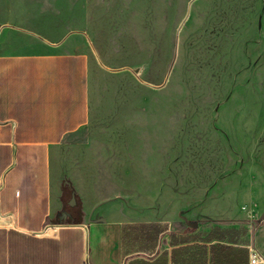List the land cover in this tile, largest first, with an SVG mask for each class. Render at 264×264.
Returning <instances> with one entry per match:
<instances>
[{
    "label": "crops",
    "instance_id": "obj_1",
    "mask_svg": "<svg viewBox=\"0 0 264 264\" xmlns=\"http://www.w3.org/2000/svg\"><path fill=\"white\" fill-rule=\"evenodd\" d=\"M16 37L0 33V264H249L251 249L264 256V211L249 248L248 224L237 220L261 210L260 182L243 184L247 204L225 200L223 218L213 217L215 204L197 223L195 205L167 197L162 150L153 152L145 134L136 150L135 136L119 129L128 120L101 116L90 84L104 71L91 54L62 40L43 51L2 49ZM64 179L79 197V222H53Z\"/></svg>",
    "mask_w": 264,
    "mask_h": 264
},
{
    "label": "rangeland",
    "instance_id": "obj_2",
    "mask_svg": "<svg viewBox=\"0 0 264 264\" xmlns=\"http://www.w3.org/2000/svg\"><path fill=\"white\" fill-rule=\"evenodd\" d=\"M3 31L18 36L4 50L62 40L88 51L104 71L90 84L101 116L128 120L119 129L135 136L136 150L143 134L162 150L167 197L195 205L197 223L216 206L213 217L223 218L225 200L247 204L243 184L260 182L261 210L237 219L251 246L264 211V0H0Z\"/></svg>",
    "mask_w": 264,
    "mask_h": 264
},
{
    "label": "trees",
    "instance_id": "obj_3",
    "mask_svg": "<svg viewBox=\"0 0 264 264\" xmlns=\"http://www.w3.org/2000/svg\"><path fill=\"white\" fill-rule=\"evenodd\" d=\"M62 200L63 208L59 211L53 222H79L82 214L81 203L78 195L67 179L63 180Z\"/></svg>",
    "mask_w": 264,
    "mask_h": 264
},
{
    "label": "built area",
    "instance_id": "obj_4",
    "mask_svg": "<svg viewBox=\"0 0 264 264\" xmlns=\"http://www.w3.org/2000/svg\"><path fill=\"white\" fill-rule=\"evenodd\" d=\"M249 264H264V256L255 249L249 252Z\"/></svg>",
    "mask_w": 264,
    "mask_h": 264
},
{
    "label": "water",
    "instance_id": "obj_5",
    "mask_svg": "<svg viewBox=\"0 0 264 264\" xmlns=\"http://www.w3.org/2000/svg\"><path fill=\"white\" fill-rule=\"evenodd\" d=\"M190 2L191 1L188 2V8H189V5H190ZM187 12H188V10H187ZM179 28H180V26L176 30V37H175V44H174V53H173V57H172L171 63L169 65V67H168V71H167L166 78H167V76H168V74H169V72H170V70H171V68L173 66V63H174V60H175V57H176V51H177V34L179 32ZM166 78H165V80H166Z\"/></svg>",
    "mask_w": 264,
    "mask_h": 264
}]
</instances>
